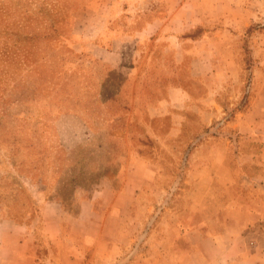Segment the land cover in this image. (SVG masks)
Wrapping results in <instances>:
<instances>
[{
	"label": "rangeland",
	"instance_id": "1",
	"mask_svg": "<svg viewBox=\"0 0 264 264\" xmlns=\"http://www.w3.org/2000/svg\"><path fill=\"white\" fill-rule=\"evenodd\" d=\"M263 26L264 0H0V217L35 224L31 264H57L40 220L84 202L105 236H129L105 264L135 261L195 196L200 142L256 149L228 121L264 62Z\"/></svg>",
	"mask_w": 264,
	"mask_h": 264
},
{
	"label": "crops",
	"instance_id": "2",
	"mask_svg": "<svg viewBox=\"0 0 264 264\" xmlns=\"http://www.w3.org/2000/svg\"><path fill=\"white\" fill-rule=\"evenodd\" d=\"M136 2V0H134ZM248 10H245L250 15ZM235 17V16H234ZM160 18L146 22L141 33H153ZM259 61L257 74L246 90L244 109L234 113L228 126L256 149L238 150L235 139L200 142L188 158L195 167L189 176L179 221L161 222L160 234H147V243L156 241L139 252L134 264H264V76ZM136 168L145 172L143 160L131 159L129 173ZM255 166L254 172L244 170ZM129 186L123 187L114 199V210L126 207ZM196 190V192H195ZM56 204L44 201V206ZM88 203H82L78 217H46L39 229L57 256V264H105L121 253L129 236L122 228L117 236H105L106 219L87 217ZM48 207V206H46ZM120 224L122 223L119 222ZM34 223L0 217V264H31ZM122 227V225H120ZM113 240V241H112ZM113 244V248H112ZM110 248V250L107 248ZM132 261L128 264H133ZM118 264H123L121 258ZM127 264V263H124Z\"/></svg>",
	"mask_w": 264,
	"mask_h": 264
},
{
	"label": "trees",
	"instance_id": "3",
	"mask_svg": "<svg viewBox=\"0 0 264 264\" xmlns=\"http://www.w3.org/2000/svg\"><path fill=\"white\" fill-rule=\"evenodd\" d=\"M263 28H264V26H263ZM246 102H247V98L245 97V101H244V103L240 106V108H243L244 109V107H245V105H246ZM240 108H238V109H240ZM8 216V215H7ZM9 217V216H8ZM10 218H12V217H10ZM12 219H14V218H12Z\"/></svg>",
	"mask_w": 264,
	"mask_h": 264
}]
</instances>
